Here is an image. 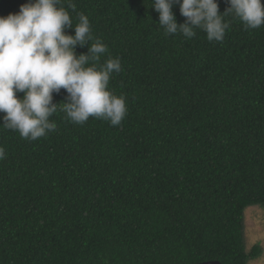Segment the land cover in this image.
<instances>
[{"label":"trees","instance_id":"16d2710c","mask_svg":"<svg viewBox=\"0 0 264 264\" xmlns=\"http://www.w3.org/2000/svg\"><path fill=\"white\" fill-rule=\"evenodd\" d=\"M27 2L0 0V16ZM71 2L73 25L84 13L107 46L100 63L120 58L109 87L128 113L78 125L58 108L35 141L0 113V264H248L261 248L247 249L246 215L264 211V25L230 13L209 42L166 34L152 0Z\"/></svg>","mask_w":264,"mask_h":264},{"label":"clouds","instance_id":"9594fccd","mask_svg":"<svg viewBox=\"0 0 264 264\" xmlns=\"http://www.w3.org/2000/svg\"><path fill=\"white\" fill-rule=\"evenodd\" d=\"M224 12L218 0H152L159 13V25L166 34L182 33L191 39L196 29L206 33L209 42H222L229 27L224 16L234 13L246 29L264 25V0H227ZM179 4L185 22L178 23L173 12ZM68 7L61 0H28L20 11L0 16V113L3 126L17 131L26 140L35 141L57 130L50 120L57 111L66 113L74 124L83 125L89 118L122 123L128 113L126 98L109 87L114 73L122 70L120 58L101 56L108 49L94 40L90 20L79 13L75 26ZM74 27L75 34L66 33ZM94 40V42H93ZM90 42L87 53L77 55L76 47ZM66 90L63 103H53V93ZM23 93V97L18 96ZM5 149L0 146V160Z\"/></svg>","mask_w":264,"mask_h":264},{"label":"rangeland","instance_id":"374dc122","mask_svg":"<svg viewBox=\"0 0 264 264\" xmlns=\"http://www.w3.org/2000/svg\"><path fill=\"white\" fill-rule=\"evenodd\" d=\"M245 237L247 249L249 251H251L255 245H259L261 248V253L255 257H251L248 264H264V211H259L258 215L257 212H255L254 215L253 213H251V215H246Z\"/></svg>","mask_w":264,"mask_h":264},{"label":"water","instance_id":"95a60500","mask_svg":"<svg viewBox=\"0 0 264 264\" xmlns=\"http://www.w3.org/2000/svg\"><path fill=\"white\" fill-rule=\"evenodd\" d=\"M197 264H222V263L219 261H206V262H201Z\"/></svg>","mask_w":264,"mask_h":264}]
</instances>
